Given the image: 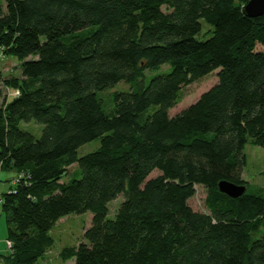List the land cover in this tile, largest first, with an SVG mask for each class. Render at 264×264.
<instances>
[{"label":"trees","instance_id":"obj_1","mask_svg":"<svg viewBox=\"0 0 264 264\" xmlns=\"http://www.w3.org/2000/svg\"><path fill=\"white\" fill-rule=\"evenodd\" d=\"M248 2L0 0V52L21 71L4 83L17 97L0 88V169L21 178L1 195L7 264L38 263L52 228L87 212L64 262L264 264V188L219 190L246 186L245 145L264 148V16L249 17ZM202 21L213 29L204 41ZM215 71L217 83L171 116L183 90ZM121 83L130 90L112 91ZM32 121L40 137L20 128ZM196 186L205 213L189 204Z\"/></svg>","mask_w":264,"mask_h":264},{"label":"rangeland","instance_id":"obj_2","mask_svg":"<svg viewBox=\"0 0 264 264\" xmlns=\"http://www.w3.org/2000/svg\"><path fill=\"white\" fill-rule=\"evenodd\" d=\"M202 32L197 37L199 40H207L212 35V27L205 21H202ZM170 65L166 64L161 67L160 70L147 71L146 83H149L151 78L167 73L170 71ZM215 71L208 76L192 85L186 87L183 90V97L179 103L172 108L169 112L171 116L177 115L184 109L195 103L201 95L212 88L218 78ZM21 76L20 63L11 56L5 55L4 52H0V88L4 92V97L10 101L13 97L19 95L18 90H9L4 85L5 81L11 77ZM127 89V90H126ZM130 87L126 84L116 85L112 91H128ZM3 106V99H0V107ZM20 128L27 131L36 137H40L42 134L43 126L34 121L26 123L22 122ZM100 147V139L94 140L84 146H82L78 154L80 157L96 151ZM246 157V165L243 170L242 178L246 183L247 190L249 192L254 191L257 188H264V148L254 146L251 143H247L243 150ZM76 166L70 168L68 175L64 178L65 182H68L73 178V172ZM158 172L152 173L150 178H154L158 175ZM2 181V182H1ZM20 181V175L12 171H3L0 169V199L2 204V194L7 193L10 190V186L17 185ZM207 191L202 186H196V195L189 201L190 206L197 212H207L204 201ZM123 202V197L120 196L116 200L109 203L110 217L115 215L119 206ZM0 204V253L4 256L10 255V250L7 247V222L6 217L2 212ZM92 220V213L87 212L81 215H70L61 219L51 230L50 235L54 238V246L46 254L45 258L40 260L36 264H73L72 261L64 262L59 257L60 252L66 247H73L84 240V235L89 229Z\"/></svg>","mask_w":264,"mask_h":264},{"label":"water","instance_id":"obj_3","mask_svg":"<svg viewBox=\"0 0 264 264\" xmlns=\"http://www.w3.org/2000/svg\"><path fill=\"white\" fill-rule=\"evenodd\" d=\"M244 11L249 17L257 18L264 16V0H249L244 7ZM219 190L232 198H238L245 193L246 186L223 181L219 183Z\"/></svg>","mask_w":264,"mask_h":264},{"label":"built area","instance_id":"obj_4","mask_svg":"<svg viewBox=\"0 0 264 264\" xmlns=\"http://www.w3.org/2000/svg\"><path fill=\"white\" fill-rule=\"evenodd\" d=\"M0 204H1V199H0ZM6 244H7L8 249L10 250V254H12L13 253V243L10 240H7ZM6 258L7 256H4L0 253V264H7Z\"/></svg>","mask_w":264,"mask_h":264},{"label":"crops","instance_id":"obj_5","mask_svg":"<svg viewBox=\"0 0 264 264\" xmlns=\"http://www.w3.org/2000/svg\"><path fill=\"white\" fill-rule=\"evenodd\" d=\"M2 182V181H1ZM10 188H11V186H10Z\"/></svg>","mask_w":264,"mask_h":264}]
</instances>
